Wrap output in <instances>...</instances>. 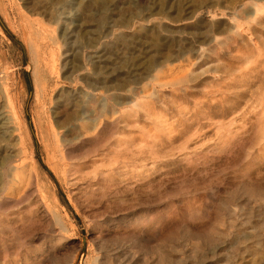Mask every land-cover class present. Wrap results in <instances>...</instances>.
<instances>
[{
  "label": "rangeland",
  "instance_id": "rangeland-1",
  "mask_svg": "<svg viewBox=\"0 0 264 264\" xmlns=\"http://www.w3.org/2000/svg\"><path fill=\"white\" fill-rule=\"evenodd\" d=\"M57 1L0 0V71L10 76L26 136L19 156L33 179L0 210V264H117V251L136 264H156L158 250L191 264L201 251L206 257L211 236L223 247L214 258L208 253L206 264H260L254 251L264 255V201L242 211L262 226L259 243L246 242V252L231 257L242 209L223 201L240 198L250 180L264 182V0H190L187 10L157 0L161 8L146 14L144 0H129L109 19L95 14L109 0H91L85 12L92 17L82 14L87 34L66 42L68 21ZM135 38L150 53L136 76L109 82L114 121L62 160L38 128L37 86L48 85L42 126H54L56 100L103 97L88 88L90 56ZM161 40H170V49L158 52ZM123 50L111 55L120 58L115 73L128 57ZM40 199L50 217L35 215ZM18 221L31 225L30 235L16 232ZM61 228L72 239L57 236ZM196 239L201 250L193 248Z\"/></svg>",
  "mask_w": 264,
  "mask_h": 264
},
{
  "label": "bare ground",
  "instance_id": "bare-ground-1",
  "mask_svg": "<svg viewBox=\"0 0 264 264\" xmlns=\"http://www.w3.org/2000/svg\"><path fill=\"white\" fill-rule=\"evenodd\" d=\"M90 1L91 0H68V1L58 0L57 1V3L59 4L58 10L60 12V15H62V18L68 21V23L66 24H65L66 21L64 22L65 27H63L61 34V37L64 38L65 42L68 39H73V38L77 39L79 37L80 38L85 37V35L87 34L88 25L86 24L87 22L82 19V14L85 16L87 14L88 17H92L90 11H88L89 13L85 12L88 8L87 6H89L87 2ZM128 1L129 0H109L105 4H101L100 6L97 5L98 9L96 11L97 13L95 14L99 16L106 15L105 19L106 18L109 19V16L111 14L112 15L116 14L118 9H120L122 5L128 3ZM164 1L166 4V8L168 9L172 8V6L175 5L176 3L178 5L177 7H179V5L182 3L181 4L182 7H184V9L186 10L191 5L190 0H164ZM159 5L160 4L157 2V0H144L142 1V5H140V10L142 11V13L145 12V14L146 12L150 13L157 8L158 9L161 8ZM39 7L46 10L48 8V5L46 3L40 2ZM177 7L174 8L177 9ZM90 10L92 13H94L92 9ZM37 29L39 32L38 36L45 35L44 25L42 24V22L40 21L37 22ZM97 33L100 32H96V34ZM40 43H42V40ZM146 44L147 42L144 39L135 38L130 45L120 43L114 47L107 45L101 46L97 50V52L94 53L93 56H90V64L91 67L93 68V72L91 73L92 77H90L92 79V81H90L92 82V84L91 83L88 84V88L91 89V92L98 91L100 89L98 94L102 95L103 97H98L95 95H90V96L79 95L80 96L79 97L77 94H72L70 100L66 104H64V102L61 100H59L58 102L56 100V102H54V105L56 106L55 110L52 111L53 112L52 114L55 115L54 118L56 121L55 122L56 124L54 126H52V124L51 125L45 124L44 128L42 126V120H41L42 117L40 116V114L42 113V111H43L42 113L43 115L46 114L45 113L46 110L44 109L45 106L47 105L46 97L48 95L47 93L48 85L44 83L42 86L40 85L37 86L36 103L40 109L38 108L39 111H37L35 117L38 122V125H40L38 126V128H40L41 130L40 132L42 131L44 132L41 133L43 135V138L53 147L52 152L56 153L62 160L64 159V157H66L68 150L71 149L72 146L74 147L76 145L80 146L83 145L86 140H92L95 136V133L93 131L97 127L108 125L109 120L110 122L114 121L110 118V115L112 114L111 103H110L111 87L109 88L108 84L109 82L111 84L113 83V81L116 80H123L136 76V72L140 69L142 65L140 61H144L150 53V50H148V46ZM171 44L172 42L170 40H168L167 43H164L161 40L160 41L161 47L158 50V52H161L162 50L170 49ZM69 48L72 51V53H75L74 55L70 52L71 56L72 55L76 56L77 49L80 48V45H78L77 42H74L71 44ZM119 49L121 50L124 49L126 51V54L128 55L127 57L128 59L126 58V60L122 62V71L115 73L113 65H115L116 63H120V58L116 59L115 57L114 59H112L111 55L113 52ZM50 58L52 59V61L54 60L56 61V56H54L53 54L52 57ZM54 69L55 68H53V70ZM11 92H12V83L10 82V76L6 71V69H3L0 71V210L4 208L6 203L15 199L14 197L16 196V193L19 194L18 192L21 188H23L25 185L30 186L33 182L31 173H29L28 171L29 169L27 168L26 163L24 162L23 159H21L23 157L19 156L20 152L21 155L23 156L26 150L27 147L25 146L26 136L24 132V123L21 119L20 111L18 110L15 104L14 96ZM48 100L50 103V98ZM76 128H78L77 131ZM75 131L76 133L74 135ZM13 146L16 148H14ZM6 150H11V151H6ZM13 151H18V152L17 154L12 156L11 153ZM260 180L261 179L254 181L250 180L247 184L242 185L241 191L243 192V195L237 200L229 199L228 201H223V205L235 204L240 209H242L240 215L236 217L235 225H233L234 227L238 226L239 228L238 232L240 231L239 233L242 235V237L237 239V246L235 248L236 251H234L232 255H229L230 257L239 253L240 255H242V253L246 252V242H248V245L250 243L252 244L259 243V239L254 237H256V234L262 230V226L254 220L250 222L252 216L249 217L250 215L249 211L248 213H245V218H244L242 215V211L246 212L247 209H252L249 207L251 201H257V200L264 201V182L261 183ZM39 201L40 204L38 205V209H36L35 211L36 213L35 215L38 217L42 215H46L47 217H50L48 208L43 203V200L40 199ZM250 224H253L252 229L250 226L248 227V225ZM12 225L15 228L16 232L21 231L18 234H23V235L25 234L26 236L30 235L31 232L30 224H29L30 227L29 225L26 227L25 224L21 225V222L18 221L17 223H12ZM63 227L64 226H62V228ZM62 228L60 231H58L57 236L64 235V234L61 235ZM248 231H250V233H247ZM238 232L236 233V235L238 234ZM189 234H190L189 237H195V238L198 235L191 232H189ZM247 234H251V237H247ZM262 236H264V232L262 233ZM64 237L67 240L72 239L69 235H64ZM136 240L138 241L137 244H140L139 246L142 248L143 246L145 248V246L148 245L147 241H144L145 244L142 245L141 244L142 240H139L138 238ZM196 240L197 242L193 245V248H197L198 250L204 248L203 245H201L203 242L200 243L198 239ZM200 241H202V239ZM206 241L207 243L205 244V246H207V251H208L206 257L204 258L202 256L203 253L201 251L198 255V258L195 257L196 261L194 260L192 261L193 264L195 263L206 264L208 262L207 261L208 253H211V258H214L215 255H217V252L223 247L219 242V239L215 237L212 236L208 237ZM254 252H256L255 255L258 257V259H260L258 262H260V264H264L263 252L261 250L260 252L259 250H255ZM117 255L118 257H120L118 261L115 260L117 264H129V262H131V259L125 256L126 253L117 251ZM155 260H156V264H161L163 262H168V264L170 263L178 264L172 258L171 255L162 253L161 251L159 252V250L158 252H156ZM105 263L107 264L106 258L99 264H105ZM131 264H136V263L132 261Z\"/></svg>",
  "mask_w": 264,
  "mask_h": 264
}]
</instances>
